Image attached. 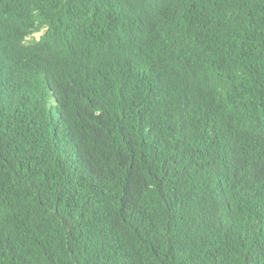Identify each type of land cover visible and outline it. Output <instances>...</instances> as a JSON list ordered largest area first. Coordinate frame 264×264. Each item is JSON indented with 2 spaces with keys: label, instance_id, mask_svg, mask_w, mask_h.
<instances>
[{
  "label": "trees",
  "instance_id": "obj_1",
  "mask_svg": "<svg viewBox=\"0 0 264 264\" xmlns=\"http://www.w3.org/2000/svg\"><path fill=\"white\" fill-rule=\"evenodd\" d=\"M0 264H264V0H0Z\"/></svg>",
  "mask_w": 264,
  "mask_h": 264
},
{
  "label": "rangeland",
  "instance_id": "obj_2",
  "mask_svg": "<svg viewBox=\"0 0 264 264\" xmlns=\"http://www.w3.org/2000/svg\"><path fill=\"white\" fill-rule=\"evenodd\" d=\"M42 31L40 32H36L33 34L34 37H36L37 39L39 38V36L41 35Z\"/></svg>",
  "mask_w": 264,
  "mask_h": 264
}]
</instances>
